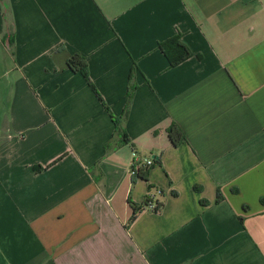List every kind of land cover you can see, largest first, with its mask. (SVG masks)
Instances as JSON below:
<instances>
[{"label": "crops", "instance_id": "1", "mask_svg": "<svg viewBox=\"0 0 264 264\" xmlns=\"http://www.w3.org/2000/svg\"><path fill=\"white\" fill-rule=\"evenodd\" d=\"M9 2L0 264H264V0ZM177 34L193 56L171 68L158 44ZM76 54L116 117L137 85L130 143L110 153ZM136 158L154 160L146 180Z\"/></svg>", "mask_w": 264, "mask_h": 264}, {"label": "trees", "instance_id": "2", "mask_svg": "<svg viewBox=\"0 0 264 264\" xmlns=\"http://www.w3.org/2000/svg\"><path fill=\"white\" fill-rule=\"evenodd\" d=\"M0 1L3 6L4 18L6 19V21H9L12 17V9L10 2L9 0H0ZM158 48L167 58L171 68H175L179 66L180 64L184 63L186 60L190 59L193 56L188 46L183 43L181 34H177L176 36L170 39L160 42L158 44ZM68 68L75 73L81 74L86 79L88 85L96 94V96L102 103L104 109L106 110V112H108V114L112 118V121L115 124V134L110 140V142H108L105 146L107 153H110L112 150L117 149L123 145L129 144L130 139L127 134L126 123L130 114L131 104L134 98V93L137 89V85L134 84L132 80L130 81V87L127 93V104L125 111L122 116L116 117L112 113L110 107L106 104L100 93L98 92L96 86L93 84L90 78L89 67L86 59L79 54L71 56L68 60ZM168 136L171 142L175 146L186 140L183 131L175 123L169 128ZM148 169L149 166H142L141 169H139V171H137V174L134 176H136L137 179L146 180L148 175ZM36 170L40 171L42 170V168L39 167L36 168ZM132 170H134V167L131 168V171ZM219 199H221L220 195H219ZM149 203L150 202L148 196L142 207V210L146 209ZM157 210H159V206Z\"/></svg>", "mask_w": 264, "mask_h": 264}, {"label": "built area", "instance_id": "3", "mask_svg": "<svg viewBox=\"0 0 264 264\" xmlns=\"http://www.w3.org/2000/svg\"><path fill=\"white\" fill-rule=\"evenodd\" d=\"M154 163V160L149 159L147 161H144V164H142L141 162L138 161V159L136 158L132 164V167H134V170L131 171L132 175H136L137 171H139V169H141L142 166H152ZM149 205L146 209L143 210H152V211H158V205L156 204L154 197L153 196H149Z\"/></svg>", "mask_w": 264, "mask_h": 264}]
</instances>
